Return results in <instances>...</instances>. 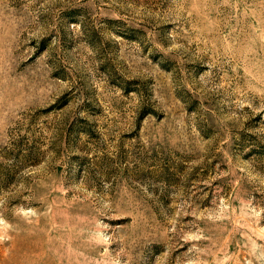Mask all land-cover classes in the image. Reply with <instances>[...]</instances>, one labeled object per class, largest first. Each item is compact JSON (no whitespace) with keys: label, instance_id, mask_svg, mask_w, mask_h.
<instances>
[{"label":"rangeland","instance_id":"1","mask_svg":"<svg viewBox=\"0 0 264 264\" xmlns=\"http://www.w3.org/2000/svg\"><path fill=\"white\" fill-rule=\"evenodd\" d=\"M0 264H264V0H0Z\"/></svg>","mask_w":264,"mask_h":264}]
</instances>
